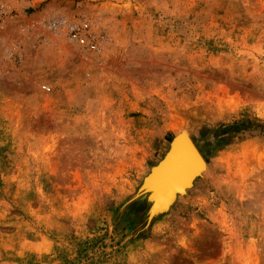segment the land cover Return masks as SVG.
<instances>
[{"label":"rangeland","instance_id":"1","mask_svg":"<svg viewBox=\"0 0 264 264\" xmlns=\"http://www.w3.org/2000/svg\"><path fill=\"white\" fill-rule=\"evenodd\" d=\"M3 1L0 264H264V0Z\"/></svg>","mask_w":264,"mask_h":264},{"label":"water","instance_id":"2","mask_svg":"<svg viewBox=\"0 0 264 264\" xmlns=\"http://www.w3.org/2000/svg\"><path fill=\"white\" fill-rule=\"evenodd\" d=\"M179 140L180 141L179 142L177 141L173 147L171 146L166 156V159L162 164V167L168 168L170 172V177L167 180V186L170 190L175 187L180 186L181 184L186 183V181L190 179L189 177L191 176V172L195 170L194 169L195 167L191 165V162L184 161V158H180L179 155L185 154L184 156H186L187 153H189L190 155H194L195 157L197 155L198 157L201 156L200 153H197L199 151L194 145V143L185 135V133H182V137L179 138ZM173 149L174 151L172 153V158L170 159V153L172 152L171 150ZM175 159L177 160V162L175 165L172 166V169H171V164L175 162L174 161ZM171 160L173 161L171 162ZM183 171L185 172L183 173ZM185 173L186 175H184Z\"/></svg>","mask_w":264,"mask_h":264},{"label":"built area","instance_id":"3","mask_svg":"<svg viewBox=\"0 0 264 264\" xmlns=\"http://www.w3.org/2000/svg\"><path fill=\"white\" fill-rule=\"evenodd\" d=\"M8 10H7V6L5 4V2L3 0H0V17H3L7 14ZM50 26L53 27V28H59L60 29V26H62L66 33H69V34H72V37H76L78 34L79 31H80V26L77 25L76 23H71V22H62V21H59L57 19H54V20H51L50 21ZM82 29V28H81ZM91 48H94L95 45L94 44H91L90 45ZM45 87L46 89H49L48 86H43Z\"/></svg>","mask_w":264,"mask_h":264},{"label":"bare ground","instance_id":"4","mask_svg":"<svg viewBox=\"0 0 264 264\" xmlns=\"http://www.w3.org/2000/svg\"><path fill=\"white\" fill-rule=\"evenodd\" d=\"M187 136V135H186ZM182 136H179V135H177V136H175L174 137V140H172L173 141V143L171 144L172 145V147L175 145V143L178 141H180L179 140V138H181ZM188 137V136H187ZM189 138V137H188ZM190 139V138H189ZM186 140V139H185ZM191 140V139H190ZM187 141V140H186ZM192 141V140H191ZM172 152L170 153V159L172 158V153H173V151H174V149L173 150H171ZM188 151V150H187ZM189 152V151H188ZM197 153H199V152H197ZM185 154H182V155H179L180 156V158H184V161H189V162H191V165H193L195 168V170H193L192 172H191V174L194 172V171H196L199 167H200V165H201V163L203 162V158H202V156H200V157H198V155L195 157L194 155H190L189 153H187V155L186 156H184ZM173 160H171V162H172ZM175 162L174 163H172L171 165L173 166V165H175L176 164V162H177V160L175 159L174 160ZM185 171H183V173H184ZM183 173H182V175H183ZM166 175V174H165ZM184 175H186V173L184 174ZM166 177H167V175H166ZM159 186V185H158Z\"/></svg>","mask_w":264,"mask_h":264}]
</instances>
